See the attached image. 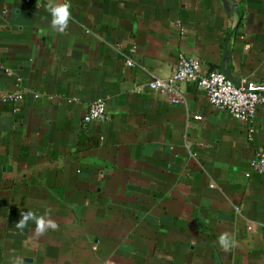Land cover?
<instances>
[{"label":"crops","instance_id":"0c3cea01","mask_svg":"<svg viewBox=\"0 0 264 264\" xmlns=\"http://www.w3.org/2000/svg\"><path fill=\"white\" fill-rule=\"evenodd\" d=\"M47 3L0 0V264H264V105L250 124L195 84L138 89L181 55L264 86V0H70L64 33Z\"/></svg>","mask_w":264,"mask_h":264},{"label":"built area","instance_id":"2783aa9c","mask_svg":"<svg viewBox=\"0 0 264 264\" xmlns=\"http://www.w3.org/2000/svg\"><path fill=\"white\" fill-rule=\"evenodd\" d=\"M128 65H134V61L126 56ZM1 67V64H0ZM21 81V78L17 79ZM191 83L205 92L209 102L215 108L227 111L233 116L252 123L258 107L264 105V89L250 88L245 84H237L221 70L205 72L202 62L197 58L181 55L176 66L167 77L154 76L143 86L141 91L148 93L162 92L170 101H180V84ZM8 98L21 97L20 93L10 94ZM107 103L104 98H97L89 104L83 120L87 123L107 120ZM254 128L250 125L249 135L253 136ZM251 168L255 172L264 173V152L257 150L252 161Z\"/></svg>","mask_w":264,"mask_h":264},{"label":"clouds","instance_id":"9594fccd","mask_svg":"<svg viewBox=\"0 0 264 264\" xmlns=\"http://www.w3.org/2000/svg\"><path fill=\"white\" fill-rule=\"evenodd\" d=\"M48 12H50L52 20L51 26L53 29L60 33H64L69 26V21L72 19L71 3L70 0H60V2H55V0H48L45 5ZM254 87H264V86H251ZM21 218L16 222L15 227L21 231L28 227L29 222L35 224L34 235L39 237L45 234L48 229L57 230L58 224L50 217L37 216L32 211H21ZM230 237L227 232L223 233L219 237L220 246L227 251L230 245ZM12 264H24L23 258H16L13 260Z\"/></svg>","mask_w":264,"mask_h":264},{"label":"water","instance_id":"95a60500","mask_svg":"<svg viewBox=\"0 0 264 264\" xmlns=\"http://www.w3.org/2000/svg\"><path fill=\"white\" fill-rule=\"evenodd\" d=\"M227 74V76L230 78V79H232L231 78V76L228 74V73H226ZM233 80V79H232ZM234 81V80H233ZM245 86H248L247 84H245Z\"/></svg>","mask_w":264,"mask_h":264}]
</instances>
